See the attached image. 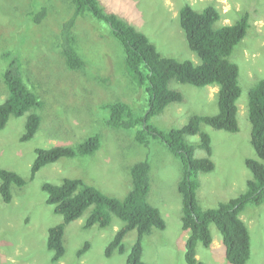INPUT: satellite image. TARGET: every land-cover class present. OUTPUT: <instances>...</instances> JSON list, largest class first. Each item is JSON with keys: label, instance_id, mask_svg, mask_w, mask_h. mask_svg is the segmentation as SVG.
Listing matches in <instances>:
<instances>
[{"label": "rangeland", "instance_id": "obj_1", "mask_svg": "<svg viewBox=\"0 0 264 264\" xmlns=\"http://www.w3.org/2000/svg\"><path fill=\"white\" fill-rule=\"evenodd\" d=\"M99 3L106 13L117 15L147 34L163 55L196 64L201 59L189 47L180 25L179 13L184 5L190 4L199 11L216 6L222 16L216 27L231 25L245 13L250 14L247 35L231 55V60L240 67L242 95L237 102L240 131L232 133L203 125V130L212 136L216 168L198 173L197 196L207 209L245 193L248 180L253 178L246 159H258L251 142L249 93L264 79V0H99ZM42 6H47L49 13L36 23L29 14ZM73 12L72 0H0V104L9 97L4 73L16 56L24 80L44 103L34 110L42 121L32 140L21 141L27 115L12 117L6 128L0 130V169L16 171L27 180L23 187L12 185L10 203L0 193V264H52L53 252L47 247L48 230L61 223L63 216L47 203L44 183L81 178L104 193L123 199L133 187L131 167L142 160L151 164L148 199L167 221L165 230L154 228L153 233L145 236L143 259L149 264H188L185 251L189 232L181 229L179 221L183 207L178 191L183 174L181 160L160 139L151 138L148 145L140 144L135 136L141 125L116 129L107 123L110 112L104 105L118 100L130 103L138 117L144 116L150 97L147 85L138 87L132 83L125 73L123 44L113 35L108 22L91 15L80 16L74 28L77 50L86 67L81 71L68 69L59 43L62 24ZM170 87L181 91L183 100L171 103L152 117L150 123L159 130L169 133L186 125L195 114L219 112L218 86L197 87L172 80ZM93 134L101 135V147L95 154L61 158L42 167L31 179L37 148L76 145ZM186 140L198 144L201 136H187ZM197 156H207L205 149L198 148ZM89 213L88 210L67 226L66 254L57 264H127L138 231L133 230L125 237V253L115 252L107 257V246L125 222L113 215L109 226L85 229ZM241 217L252 236V256L247 264H264V203L248 204ZM210 228L213 244L205 247L200 243L198 258L207 264H231L221 231L215 223ZM87 241L91 248L78 257L79 249Z\"/></svg>", "mask_w": 264, "mask_h": 264}, {"label": "trees", "instance_id": "obj_2", "mask_svg": "<svg viewBox=\"0 0 264 264\" xmlns=\"http://www.w3.org/2000/svg\"><path fill=\"white\" fill-rule=\"evenodd\" d=\"M74 12L62 24L59 43L61 53L68 69L81 71L86 61L77 50L78 37L74 32L80 16L91 15L109 23L112 33L125 49V73L135 86L147 85L150 93L146 113L138 117L131 104L115 101L105 104L110 112L107 120L111 128H141L135 138L140 144L148 145L151 138L160 139L183 164V174L178 185L182 197V227L189 232L186 241L185 259L188 264H207L198 258V246L213 244L211 224L215 223L223 235L225 252L231 264H247L252 256V236L241 213L250 203H264V79L258 81L249 93V119L252 124L251 142L258 159L247 158L246 165L252 171L253 178L248 180V190L228 202H221L215 208H203L198 200L197 190L200 171L209 173L216 168L213 159L212 136L203 130V125L218 130L236 133L240 131L238 120V100L242 95L240 67L231 60L236 46L245 38L250 27V14L245 13L231 25L216 27L221 19L219 9L210 5L204 10H196L192 5H184L179 13L180 25L184 30L189 47L201 59L200 64L191 60H179L163 55L147 34L129 24L115 14L106 13L99 0H72ZM47 6L30 12L36 23L42 22L48 15ZM7 54V59H8ZM197 87L218 86L219 112L214 115H193L189 122L180 128L165 133L150 123L152 117L162 113L171 103L181 102L183 93L170 87V82ZM4 81L9 89V97L0 104V130L6 128L12 117L27 115L25 132L21 141L28 142L37 134L42 117L34 110L43 107L40 95L32 90L20 71L19 57L11 59L4 73ZM1 96V87H0ZM200 134L198 144L188 142L187 136ZM101 147V135L93 134L76 145H56L49 148H37V157L32 166L31 179L38 171L61 158L91 156ZM205 149L207 156L198 157L197 149ZM133 187L123 198L110 196L98 187L81 178H65L61 183L46 182L43 190L47 193V203L54 206L63 221L48 230L47 247L53 252L52 264L59 263L66 254L65 233L67 226L81 219L89 210L84 228L98 225L107 227L112 223L113 215L125 224L116 232L106 248L105 255L112 257L115 252L125 253L124 243L127 234L138 231V239L132 246L127 264H149L143 259L144 238L154 228L165 230L167 221L159 208L148 199L151 184V164L148 160L134 163L131 167ZM0 193L5 202L13 199L12 185L23 187L27 180L18 172L0 169ZM91 248L89 241L79 249L82 257Z\"/></svg>", "mask_w": 264, "mask_h": 264}, {"label": "crops", "instance_id": "obj_3", "mask_svg": "<svg viewBox=\"0 0 264 264\" xmlns=\"http://www.w3.org/2000/svg\"><path fill=\"white\" fill-rule=\"evenodd\" d=\"M181 215H182V208H181V213L179 214V221H180V226H181V229L183 230V227H182V221H181ZM153 233V232H152ZM188 235L189 234H187V238H188Z\"/></svg>", "mask_w": 264, "mask_h": 264}]
</instances>
